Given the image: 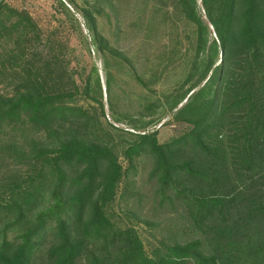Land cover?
<instances>
[{
	"label": "trees",
	"instance_id": "16d2710c",
	"mask_svg": "<svg viewBox=\"0 0 264 264\" xmlns=\"http://www.w3.org/2000/svg\"><path fill=\"white\" fill-rule=\"evenodd\" d=\"M58 1L78 46L0 0V264H264V0Z\"/></svg>",
	"mask_w": 264,
	"mask_h": 264
},
{
	"label": "rangeland",
	"instance_id": "374dc122",
	"mask_svg": "<svg viewBox=\"0 0 264 264\" xmlns=\"http://www.w3.org/2000/svg\"><path fill=\"white\" fill-rule=\"evenodd\" d=\"M67 6L76 13L77 18L82 24V27L84 29V32L86 35L90 36V31L85 25L83 16L78 12L77 9H75L68 0H63ZM79 4H84L85 0H77ZM91 2L94 0H90ZM13 5L27 9L31 12V14L36 18V20L39 22V24L45 29V30H51L54 27H59L61 29V32L63 36H72V43L75 46L79 45V41L76 36H73L74 34L69 33V27L67 26L66 29L61 28V22L62 20H65V13L63 11V8L60 6L58 0H9ZM105 11L103 14V17L99 18V26L101 30L112 40L115 38V31H116V24L118 21H120L123 32L127 34L130 23L137 18H139V11L137 12L134 10L131 3L128 1L121 3L115 8H112L109 4L104 5ZM141 33H139L140 36ZM66 38V37H65ZM91 40V38H90ZM125 43L131 42V36L124 41ZM92 55L85 56L84 60H89L91 63H96L99 68V73L101 76V80L104 86V89H106L105 85V72L103 70V64L102 59L99 57L98 53L96 52L94 46L92 47ZM106 93V92H105ZM109 120H112V117L108 116ZM169 120V117L165 118V120L162 122L165 123ZM113 121V120H112ZM122 127L129 128V125L121 124ZM160 127V139L162 141H165L166 139L170 138L174 133H179L182 131L183 125H163L158 126ZM157 127V128H158ZM146 201V200H145ZM144 201V202H145ZM149 206V205H148ZM146 210V208H145ZM144 210V211H145ZM150 217L145 215L144 218H149L148 221L150 223L142 222L141 227L144 232L145 238L147 239V244H157V237H161L164 234H167V230L170 225L174 224V220H172L175 217V214L164 210L161 213L155 214L153 211L149 213Z\"/></svg>",
	"mask_w": 264,
	"mask_h": 264
}]
</instances>
